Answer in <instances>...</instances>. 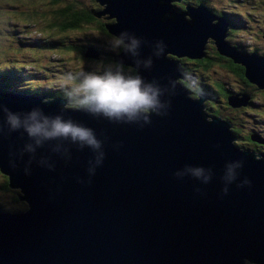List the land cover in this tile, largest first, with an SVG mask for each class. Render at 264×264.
<instances>
[{"label": "water", "instance_id": "95a60500", "mask_svg": "<svg viewBox=\"0 0 264 264\" xmlns=\"http://www.w3.org/2000/svg\"><path fill=\"white\" fill-rule=\"evenodd\" d=\"M99 1L98 17L117 20L110 33L142 41L135 55L123 51L115 62L137 67L171 106L148 124L143 116L109 120L71 101L0 92V171L27 204L20 213L0 209V264H264V158L236 145L228 121L209 120L208 97H189L178 83L180 64L168 56L200 59L211 37L222 55L245 65L257 90L264 58L230 46L229 25L204 4L180 12L174 1L181 0ZM249 97L228 102L247 106ZM5 109L22 121L33 110L70 120L91 129L101 147L71 137L37 145L23 129L10 130ZM245 179L250 185L239 187Z\"/></svg>", "mask_w": 264, "mask_h": 264}, {"label": "trees", "instance_id": "16d2710c", "mask_svg": "<svg viewBox=\"0 0 264 264\" xmlns=\"http://www.w3.org/2000/svg\"><path fill=\"white\" fill-rule=\"evenodd\" d=\"M251 0H240L238 5H247ZM197 2L206 3L211 8L217 9L219 4H223L226 0H198ZM7 4V5H6ZM104 7L99 0H0V16L8 14L16 15L24 21H35L42 23L43 32L48 36V44H32L19 36L18 31L12 33L8 31V38L11 45H20L25 52L30 49L42 50L41 57L44 59L50 56L58 59L59 65L64 66V62L71 65L78 62L84 68L76 66L77 69H72V75H78V72H88L103 75L106 72L100 73L99 70L93 71L90 67L92 63H103L105 67L114 65V56L117 51L112 53L107 51L105 45L100 41L99 45L93 43L89 38V33L99 35L101 38L115 36L110 33V26L117 20L109 17H98V14L103 11ZM244 16V15H243ZM231 22V20H229ZM75 36V37H73ZM73 37V38H72ZM2 35H0V39ZM2 49V47H1ZM11 49V48H9ZM3 50H8V47H3ZM11 50L14 51L12 48ZM91 51L96 52L97 60L88 57ZM19 52V51H16ZM92 62V63H91ZM36 63V64H35ZM33 63V67H37L41 76L39 78L27 74L24 70L7 69L0 70V92H23L35 93V96H46L50 99L63 98V93L68 89H62V85H56V77H59V72L52 69L45 73L44 69L39 66L38 60ZM56 64L52 66H56ZM51 66V65H50ZM49 67V66H48ZM107 71H112L107 68ZM113 72V71H112ZM56 77H53L56 75ZM66 75H62L60 79ZM53 77L52 79H50ZM38 81V84L34 82ZM49 81V82H48ZM216 86H218L216 84ZM225 118L234 124L232 134L237 137L236 145L243 150L247 142L242 138L249 134L245 133L243 128L242 113L230 114ZM20 191L12 189L9 184V179L0 171V209L4 212L20 213L27 209V204L20 200ZM245 264H254L247 261Z\"/></svg>", "mask_w": 264, "mask_h": 264}, {"label": "clouds", "instance_id": "9594fccd", "mask_svg": "<svg viewBox=\"0 0 264 264\" xmlns=\"http://www.w3.org/2000/svg\"><path fill=\"white\" fill-rule=\"evenodd\" d=\"M128 37L129 32L124 31L107 40L111 43L113 51L123 49L124 53L131 52L135 55L142 41L133 35L131 43L128 44L125 42ZM157 47L160 49L158 55L164 56L166 47L164 42L158 41ZM149 66H151V61ZM115 67V73L107 71L103 75L85 71L78 72V75L67 74L63 78L62 89H68L65 92V96L72 101L69 107L97 116L103 114L109 120L115 121H123L125 117H128L130 122L137 116H143L148 124L151 123L153 114L158 117L167 115V111L161 110L169 108L171 101L167 105L161 101L162 92L160 88L153 87L152 83L146 84L143 77L138 74L137 67H135V72L132 69L126 72L123 63H117ZM181 74L185 79H188L189 74L187 72L182 71ZM190 79L192 80L193 78L190 76ZM23 93L25 96L32 98L44 97L47 102L64 101L63 99H50L44 95L35 96V93L32 92ZM5 112H7V124L10 126V130L17 132L23 129L27 137L34 140L37 145H41L45 140L71 137L73 141L86 143L94 149L101 147L100 142L95 138L91 129L74 124L70 120L64 122L60 117L54 119H50L47 116L42 117V113L39 110H33L22 121L18 114H13L7 109H5ZM248 134L250 135V133ZM98 163L102 164L103 161H98ZM191 171L196 177L203 175V169L197 168ZM230 174L232 179L235 180V174L231 170ZM250 183L249 180L245 179L238 186L243 187L244 185H250ZM223 192L226 195L228 189L224 188Z\"/></svg>", "mask_w": 264, "mask_h": 264}, {"label": "flooded vegetation", "instance_id": "af4514ba", "mask_svg": "<svg viewBox=\"0 0 264 264\" xmlns=\"http://www.w3.org/2000/svg\"><path fill=\"white\" fill-rule=\"evenodd\" d=\"M198 0L174 1V6L180 12H187L190 8H198L200 4L206 5L211 11L212 16L223 18L229 25L228 37L226 41L234 48H238L240 53L250 56L256 52L258 56L264 58V0H251L245 14H241L236 8L231 9L225 3L219 4L217 9L211 8L206 3L197 2ZM237 2V0H233ZM244 15V16H243ZM189 19L191 17L187 15ZM231 20V22L229 21ZM218 20L213 21L216 25ZM254 41L253 48H250L245 41ZM216 41L211 37L207 38L202 58H189L187 56L178 57L174 54L169 55L168 59L175 60L180 64V69L189 74L188 79H178V83L186 88L189 97L199 100L198 95L203 92L208 98L203 102L204 111L208 114L209 120L213 117L221 118L222 122L228 121L225 116L242 113L244 123L253 122L254 126L264 124V89H258L256 83L250 82L245 76L246 67L242 63H234L232 57L222 55L218 50ZM123 49L117 51L116 57L121 55ZM96 52L91 51L88 57L97 60ZM119 53V54H118ZM117 62H114L113 67ZM125 66V71H136L133 67ZM116 71V67L114 68ZM127 74V73H126ZM190 76L193 78L190 79ZM216 84L218 86H216ZM257 90V91H256ZM239 93L250 94L247 106L233 108L228 102L229 96ZM243 97L239 95L238 98ZM59 99H63L59 97ZM64 100V99H63ZM65 101V100H64ZM71 101V100H70ZM72 102V101H71ZM263 104V105H262ZM247 119V121H246ZM229 122V121H228ZM231 130L234 124H231ZM247 142L245 149L251 150L257 157L264 158V133L261 130L250 132L242 138Z\"/></svg>", "mask_w": 264, "mask_h": 264}, {"label": "rangeland", "instance_id": "374dc122", "mask_svg": "<svg viewBox=\"0 0 264 264\" xmlns=\"http://www.w3.org/2000/svg\"><path fill=\"white\" fill-rule=\"evenodd\" d=\"M81 1H86V0H81ZM101 3V2H100ZM226 6L230 7L231 9L236 8L241 14H245L246 10L248 9V4L241 6L238 5L240 3V0H237V2H233V0H226L224 2ZM7 5V4H6ZM103 5V4H102ZM5 15L0 16V35H2V38L0 39V70H7V69H18L22 67V69L25 66H30L29 70L31 71V75L35 78H39L41 76V72L37 70V67H33L31 63H35L40 56L41 50L37 49H30L25 52V49L22 48L20 45H11L10 39L8 38V31H11L12 33L18 31L19 36H22L24 40H27L28 42L36 45V44H48V36L43 32V27L42 23H36L35 21L29 20L24 21L22 18L16 15L8 14V12H4ZM89 40L93 41L94 44L99 45L100 41H102L105 45V48L109 52H113L112 50V45L111 43L107 40L110 39L111 37L108 38H101L99 35H95L94 33H89L88 34ZM75 37V36H73ZM72 37V38H73ZM246 42V44L250 47L253 48L254 41H247L243 40ZM2 47V49H1ZM3 47H8V50H3ZM13 48V50L9 49ZM19 51V52H16ZM43 60L41 59L39 62V65H44L45 67L43 68L45 73L52 69H56L59 73V77H56V85H62L63 80L60 79L62 75H67L71 72H73L72 69H77L76 66H80L78 62H74L71 65L69 63L64 62V66H60L58 63L60 60L51 58L49 55L46 56ZM56 66H52L56 64ZM92 63V62H91ZM30 64V65H29ZM36 64V63H35ZM51 65V66H50ZM49 66V67H48ZM90 67L92 68L93 71L99 70L100 73L102 72H107V68L111 69L114 71L115 67L109 66L105 67L103 63H92L90 64ZM84 67L81 65L80 69H83ZM30 73L29 71H27ZM92 73V72H91ZM57 76L54 75L53 77ZM43 77V76H41ZM51 77V78H53ZM36 83H38L37 80H34ZM63 99L70 101L65 96V93H63ZM263 105V104H262ZM247 121V119H246ZM253 122H249V120L245 123V133L248 134L250 132H253L255 130H261L264 133V124L258 125L255 127L253 125Z\"/></svg>", "mask_w": 264, "mask_h": 264}]
</instances>
